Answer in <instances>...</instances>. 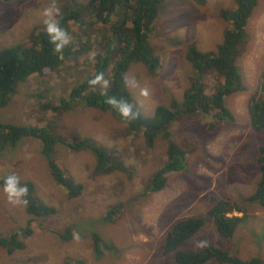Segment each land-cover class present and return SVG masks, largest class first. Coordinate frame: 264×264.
I'll use <instances>...</instances> for the list:
<instances>
[{"label":"rangeland","instance_id":"rangeland-1","mask_svg":"<svg viewBox=\"0 0 264 264\" xmlns=\"http://www.w3.org/2000/svg\"><path fill=\"white\" fill-rule=\"evenodd\" d=\"M88 1L0 0V50L27 46L31 30L44 24L45 9L58 8L61 14L67 7L86 5ZM234 9V0H206L203 4L195 0H166L158 6L148 44L159 56L161 68L150 73L142 64L132 63L125 74L127 90L142 116L153 117L157 107L167 106L171 100L181 102L193 75L192 68L183 60L186 45L194 42L203 50L215 51L223 41L224 31L230 27L221 13ZM245 33L236 58L243 90L225 100L234 122H213L200 114L183 116L170 126L171 141L186 158L183 169L169 174L167 188L158 193L148 194L146 187L166 162L164 140L158 139L153 147L147 148L141 132L128 136L125 122L84 108L81 101L67 111L52 109L60 101H68L72 89L92 74L97 51L93 36L82 37L80 43V46L88 44L91 50L66 61L61 68L34 75L19 84L7 106L0 109V124L44 127L62 137L65 143L92 142L114 161L122 163L127 174L117 171L97 174L95 158L90 152L56 144L53 161L68 181L82 186V193L70 198L65 190L54 185L48 164L40 155L38 141L24 139L16 147L3 150L0 180L15 175L20 185L31 183L35 202L53 207L55 214L32 218L24 204L9 202L0 187V236L22 232L27 227L33 230L24 240L19 236L25 244L24 250L7 255L0 248V264H68L69 261L175 264L173 253H163L165 236L176 221L191 217L201 219L203 226L180 247L181 251L199 252L213 247L242 261L259 258L264 264V209L256 203H244L256 187L258 149L264 146V131L250 129L247 112L249 99L260 96L258 84L264 75V0H257ZM99 37H105L101 40L107 48L106 40L111 36ZM68 38L75 44L71 34ZM177 39L184 41L182 46L173 43ZM203 81L205 92L210 95L220 79L214 71H208ZM102 86L106 89V82ZM144 91L147 95L142 94ZM211 197L244 206L246 219L232 239L220 237L207 216ZM116 204H121L117 217L110 224L103 222L107 210ZM67 230L72 239L65 242L60 236ZM92 233L98 234L108 246H100V256L93 251Z\"/></svg>","mask_w":264,"mask_h":264},{"label":"trees","instance_id":"trees-1","mask_svg":"<svg viewBox=\"0 0 264 264\" xmlns=\"http://www.w3.org/2000/svg\"><path fill=\"white\" fill-rule=\"evenodd\" d=\"M165 1L89 0L86 5L74 4L67 7L56 20L68 35L71 34L75 44L70 40L61 52L55 51V46L50 42L46 33L45 24L33 28L29 34L27 46L15 45L0 50V109L7 106L10 96L16 92L18 85L28 78L42 75L48 70L61 68L66 61L91 50L88 44L80 46V43L82 37L93 36L97 51L94 52L92 74L72 89L68 101H60L58 107L52 109L67 111L81 101L84 108L107 113L115 121L125 122L124 126L128 128L126 133L128 136L141 132L147 148L153 147L158 139L164 140L167 144L166 162L152 176L146 187L148 194L162 191L165 188L167 176L182 170L186 158L177 144L171 141L170 126L183 116L200 114L209 117L213 122L225 124L234 122V115L226 107L225 100L243 90L236 58L246 38L245 29L248 19L257 5V0H234L235 9L221 13L222 19L229 22L230 27L224 31L223 41L215 51L203 50L194 42L186 45L183 60L190 65L193 75L189 79L188 88L182 93L181 102L171 100L169 105L157 107L153 117L146 118L135 109L133 99L127 90L125 74L132 63L142 64L150 73L160 70V58L153 53L148 44V33L157 17L158 6ZM195 1L200 4L206 2V0ZM88 9H91L90 13L87 12ZM101 25L106 27L101 28ZM94 30L97 32L93 33ZM103 34L106 37L111 36L106 40L107 48L102 43L105 37H99ZM173 43L182 46L184 41L177 39ZM208 71H214L220 79L217 88L210 95L206 94V84L203 81V75ZM98 77V82L92 83ZM105 82L107 88L103 89L101 84ZM94 88L98 91H91ZM258 90L259 98L249 99L247 103L249 126L254 132L264 131V75L259 81ZM112 99L129 104L133 116L124 120L117 108L109 102ZM213 125V123L210 124V128ZM24 139H34L40 143V155L48 164L54 185L65 190L70 198L79 196L82 186L68 181L66 174L53 161L56 144H63L75 151L90 152L95 158L97 174H110L115 171L127 174L125 173L126 167L122 163L114 161L109 153L101 150L92 142L88 143L83 140L65 143L62 137L54 135L44 127L0 124V154L6 148L16 147ZM256 162L259 166V180L254 192L244 199V203H256L264 209V146L259 147ZM130 176L131 172L128 174V177ZM4 180L5 178L0 180L2 189ZM21 186H26L28 189L25 197L28 203L24 205L28 215L39 219L55 214L53 207L35 202L34 186L31 183H23ZM210 203L207 216L213 221L217 234L224 239H232L238 227L246 219L244 206L216 197H211ZM120 209L121 204L109 208L103 222L110 224L117 217ZM233 213L242 214L243 217L229 216ZM202 226L203 221L196 217L176 221L165 236L163 253H173L175 264H206L209 261L221 264H263L259 258L242 261L237 256H231L213 247L199 252L181 251L180 247L191 239ZM32 232L33 230L27 227L22 232L14 231L6 237L0 236V248L4 249L7 255L22 251L25 249V244L19 240V236L21 235L24 240L31 236ZM71 236L70 230H67L65 235L62 234L60 237L62 241L67 242L72 239ZM91 238L93 251L99 256L102 255L100 246L103 245L105 248L108 246L96 233H92ZM72 263L69 261L68 264Z\"/></svg>","mask_w":264,"mask_h":264},{"label":"clouds","instance_id":"clouds-1","mask_svg":"<svg viewBox=\"0 0 264 264\" xmlns=\"http://www.w3.org/2000/svg\"><path fill=\"white\" fill-rule=\"evenodd\" d=\"M59 14L60 12L58 8H48V9H45L43 12V16L45 17L44 24L46 28V33L48 37L50 38V42L55 46L56 52H61L62 49L69 43L68 34L60 27L58 21L56 20V17ZM98 80H99V77L97 78L96 81H93L92 83H97ZM238 93L240 92H237L236 94ZM142 94L147 95V92L144 91L142 92ZM236 94H233V95H236ZM109 102L114 107L117 108L121 117L124 120H128L130 117L133 116V111L129 104L116 101L115 99H112ZM3 191L8 197L9 202L21 203V204L27 205L28 201L27 199H25V197L27 196L28 189L26 186L22 187L20 185V181L17 176L9 175L8 177L5 178L4 185H3ZM229 216H235V215L230 214ZM191 218H194V217H191ZM39 219H43V218H39Z\"/></svg>","mask_w":264,"mask_h":264},{"label":"crops","instance_id":"crops-1","mask_svg":"<svg viewBox=\"0 0 264 264\" xmlns=\"http://www.w3.org/2000/svg\"><path fill=\"white\" fill-rule=\"evenodd\" d=\"M16 146H17V145H16ZM255 180H256V184H257V182H258V180H259V174L257 175V177H256V179H255ZM166 188H167V186H165V188H164V189H166ZM241 225H242V224H241ZM241 225H240V226H241ZM240 226H239V227H240ZM239 227H238V228H239ZM237 230H238V229H237Z\"/></svg>","mask_w":264,"mask_h":264}]
</instances>
